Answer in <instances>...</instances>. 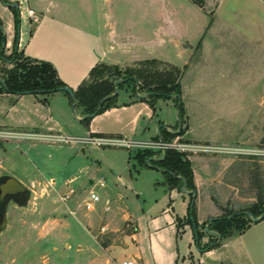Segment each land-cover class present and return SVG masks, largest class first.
I'll return each instance as SVG.
<instances>
[{
  "label": "rangeland",
  "instance_id": "374dc122",
  "mask_svg": "<svg viewBox=\"0 0 264 264\" xmlns=\"http://www.w3.org/2000/svg\"><path fill=\"white\" fill-rule=\"evenodd\" d=\"M85 1L70 0V3L82 10ZM11 2L5 0V3ZM91 2L96 5L94 12L102 14L105 5L100 0ZM121 8L122 22L126 21L128 31L138 32L145 47L144 56L154 55L164 61L135 68L147 67L151 72L179 69L176 75L181 96L174 98H181L184 114L181 121L174 99H159L153 109L140 99L147 98L144 92L136 94L134 85L123 86L117 100L120 103L138 101L134 110L142 112L134 138L154 142L158 140L151 137H156L158 131L166 134L179 128L180 133L183 127L187 132L185 125L189 118L188 134L164 136L163 140L248 148L256 152L253 156L257 159L245 158L252 155L182 153L191 161L199 182L196 186L200 193L196 199L197 235L188 212L177 219V228L164 219L159 223L151 220L167 208L170 200L176 214L180 215L183 209L180 199L170 196L165 188L168 182L162 170L136 159L137 154H147V161L160 159L164 157L161 149L86 146L85 156L80 144L1 143L0 160L4 161V169L23 185L26 180H43V177L60 184L74 174L77 180L71 189L76 194H70L67 188L61 189L62 195L72 196V201H82L93 191L100 197L93 210L83 205L80 212V217H92L91 226L97 240H123L124 235L132 233L133 223L126 224L120 233L100 229L109 225L108 229L114 231L123 225L124 216L138 220V232L134 237H125L110 252L93 254L92 249L97 246L82 221L78 223L68 216L67 224L62 227L56 224L55 214L48 213L41 222L42 215L38 213L41 192L37 189L38 199L31 211L25 214L11 209V227L0 234V264H123L126 260L138 264H264V220L259 223L252 220L240 226V230L251 226L244 234L228 229L219 239L220 234L216 232L221 225L216 220L226 210H244L257 202L259 183L255 171H264V155H259L264 150V0H204L202 7L191 0H123ZM24 13L26 17L20 25L23 46H27L35 24L31 28ZM16 14L17 9L5 8L0 0V21L3 32L8 29L9 40L15 31L12 26L16 28ZM11 54L5 51L7 58ZM14 68L11 62L0 60V78H8ZM113 72L107 71L102 77L111 78ZM0 94H3L1 88ZM32 98L26 97L25 106H30ZM3 99L0 97V122H7L5 114L11 99ZM144 103L151 108V115L155 113L153 118L148 117L150 112ZM27 107L17 116L33 115ZM69 110L72 118L61 134L89 136L86 124L78 121L87 115L80 108ZM96 160L102 162L101 167H97ZM101 179L106 183L105 188L96 185ZM107 199L111 201L108 206ZM47 200L53 210H64L59 195L51 193ZM216 238L219 244L209 250L207 246ZM65 241L71 245L70 249L64 247Z\"/></svg>",
  "mask_w": 264,
  "mask_h": 264
},
{
  "label": "crops",
  "instance_id": "0c3cea01",
  "mask_svg": "<svg viewBox=\"0 0 264 264\" xmlns=\"http://www.w3.org/2000/svg\"><path fill=\"white\" fill-rule=\"evenodd\" d=\"M100 1L105 5V9L102 14H96L94 12V6L96 5H92L91 0L85 1V5L82 10L72 5L70 0H27L29 7L36 12L37 22L33 19L26 20V23L30 21L31 28H33V25L35 24V28L32 31V35L27 46H23L24 41L22 38L23 33L21 27L18 47L19 53L32 60L49 62L56 69L59 78L73 91H78L81 87L91 84L94 81L91 72L101 66L119 68L120 71L124 72L127 69H133L144 62H164L154 57V55L147 57L144 56L145 47H143V44L141 43L142 40L140 39L138 32L128 31L126 28V21L122 22V15H120V13L122 11L121 5L123 0ZM4 7L7 8L5 5ZM97 20H99V23L101 24L98 25ZM11 29H15L14 34L12 35V40H9L8 29H5V34L7 36V50L12 52L16 37V28L12 26ZM146 49L150 50L148 47ZM28 96H32L33 100L30 101V106L27 107L25 106V101H27L26 97ZM0 97L4 99L10 97L11 99V105L8 107L7 115L5 114V118L9 119V121L5 122L2 120L0 122V127L2 128L35 132L63 133L65 132V127L70 123L69 119L72 118V114L69 110L73 107L71 98L64 92H56L51 95H13L3 93L0 94ZM148 104H146V108L150 112L148 117L153 118L155 113L152 112L153 114L151 115L152 110ZM136 105H138V101L120 103L117 100L114 107L91 118L92 121L86 125L88 127L87 134L127 138L131 141L151 142L152 140L144 141L141 138H134L136 132H138V124L142 119L141 110H134L138 107ZM25 107L29 108L30 114L32 113L33 115H27L24 117L21 115L17 116V114L24 113ZM129 110H134V112H129ZM79 118H81V116H79ZM78 121L84 123L83 120L78 119ZM101 123H106V125L103 126ZM186 127H188L187 132L183 127L181 128V131H185L180 133L177 132L179 128L176 129L175 132H166V134L158 131L156 137H151V139L158 140L160 138L158 136H161V138L164 139V136H167V134L177 135V137L182 134H188L191 131L189 118L188 123L185 125V128ZM78 136L81 137L76 138L86 137L82 135ZM187 139L190 141L200 142L189 138ZM9 142H15V140H0V144ZM20 142L21 141L17 143ZM73 144L75 145L79 143ZM82 147L83 148H80V150L86 156L88 154V147L83 145ZM246 149L249 150L248 148ZM3 162V159L0 160V180H4L7 177H14L9 173V171L4 169L5 167L3 166ZM95 162L97 163L96 165L98 168L101 167V161L96 160ZM193 169L195 184L197 186L199 183L197 173L194 167ZM110 170L113 171L112 168H110ZM43 180L32 179L25 181L24 186L27 188V195L25 197L28 199L27 205H24L25 203L21 200L19 203H15L13 200L7 203L4 212L6 220L5 231L9 230L11 227V209H17L25 214L31 211L36 204L35 201L38 199L36 190L40 189L41 201L38 207V213L39 215H42L40 216L41 222L46 220V217L49 216L48 213H54L56 217V224L62 227L64 224H67L66 220H68V216H72V218L78 223H81L82 221L83 226L86 227L88 234L94 238L93 241L97 246L93 247V254L98 253V251H103L104 253L110 252L116 245L122 244L125 237H134L138 232V220L131 216H124L122 222L123 225L115 228L114 231H110L108 229L109 225L102 226L100 229L104 228V232L108 233H120L126 224L133 223L135 229L132 233L124 235L123 240H109L111 242H101L100 240H97L93 235L91 226L92 217H80L81 208L86 204L90 196L82 201H77V199L72 201V196L62 195L61 189L67 188L70 189V194H76L75 190L71 189L73 188L74 182L77 180L76 176L71 174L60 184H58L54 179H47L46 177H43ZM100 181L104 180L101 179ZM91 184L94 185V182L91 181ZM105 187L106 183L104 187L100 188ZM165 188L170 193V196L180 199L181 204L183 205L182 213L180 215L176 214L175 207L172 206V200H170L171 203L167 205V208L162 209V211L155 215V217H151V220L154 222L158 221L159 223V221L164 219L167 220L166 223L177 228V219L183 218L188 212L191 196L184 193L182 189L170 188L167 183H165ZM51 193H55L60 196V200L64 204V210H53L50 207L47 199H49ZM65 196H68V199L62 200ZM199 196L200 193L197 190V198ZM110 203L111 201L107 199L106 205L108 206ZM158 227L159 226H157V228ZM63 245L66 249H70L71 247L67 241L63 242ZM54 249L56 250L55 247Z\"/></svg>",
  "mask_w": 264,
  "mask_h": 264
},
{
  "label": "trees",
  "instance_id": "16d2710c",
  "mask_svg": "<svg viewBox=\"0 0 264 264\" xmlns=\"http://www.w3.org/2000/svg\"><path fill=\"white\" fill-rule=\"evenodd\" d=\"M193 4L202 7L204 0H191ZM20 25L18 14H16V37L13 45V52L7 58L5 56V44L6 34L3 32V24L0 21V60L11 62L15 65V68L10 72L8 78H0L3 82H0L1 93L13 94V95H26V94H43L51 95L56 92H64L71 98L73 109L80 108L83 110L84 115H100L108 109L114 107L117 102V96L109 98L106 102L101 105L103 99L111 96L115 92L116 81L126 80L117 85L119 90L123 86H132L136 94L144 92L147 98L140 97L141 100L147 101L149 105L154 109L155 104L159 99L170 100L174 99L178 107L179 118L183 121V109L181 96V89L178 82V76L176 73L179 69L174 68L169 72H151L146 68H133L127 69L126 71H120L119 68L101 66L94 69L91 72L94 81L91 84L81 87L78 91L74 92V97L65 91H61V88L68 87L58 76L56 69L49 62L32 60L24 57L18 51V27ZM201 44H199V48ZM157 61L144 62L141 65L152 66L157 64ZM113 70L114 72L110 75L111 78L102 77L107 71ZM183 115V116H182ZM91 118L84 119L83 122L88 125ZM182 132V131H181ZM168 137H175L177 135L167 134ZM264 144V140H263ZM147 154H137L136 159L141 163H146L148 166H155L157 169L162 170L167 180V184L170 188L182 189L183 186L187 185L188 191H196L197 187L195 184L194 169L191 161L185 157L184 154L176 151H168L164 157L153 160L148 159ZM248 160H255L257 157L250 156L245 157ZM258 177V190L256 192L257 202L251 207L244 210L234 211L226 210L216 222L221 224L218 232L219 239L221 233L225 231L235 230L239 231L240 226L252 222L250 215L258 218L264 213V171H255ZM197 199V198H196ZM193 197L188 207V216L190 224L195 229L196 234L198 233V219L196 203L192 205ZM213 224V223H212ZM236 224V225H234ZM240 230L241 234H244L248 229ZM229 230V231H230ZM130 234V233H129ZM219 244L218 238L216 241L209 244L207 247L210 250Z\"/></svg>",
  "mask_w": 264,
  "mask_h": 264
},
{
  "label": "built area",
  "instance_id": "2783aa9c",
  "mask_svg": "<svg viewBox=\"0 0 264 264\" xmlns=\"http://www.w3.org/2000/svg\"><path fill=\"white\" fill-rule=\"evenodd\" d=\"M11 4H17L20 12V17L23 19L24 11L26 12L28 19H33L37 22L36 12L28 6L27 0H12ZM25 5L23 9L21 7ZM25 14V13H24ZM0 140H15V141H30V142H40L49 145L64 144L69 145L73 143H79L83 146H95L99 148H157L163 151L166 155L167 150L176 151L179 153L193 152V153H206V154H232L236 156L244 155H256L252 150L238 149V148H225L215 145H205V144H194V143H172L166 142L162 138L158 141L151 142H140L131 141L125 138L113 137V136H98L89 135L83 138H76L71 136H66L61 133L56 132H35V131H23V130H12L0 127ZM259 155H264V150L259 152ZM96 185L100 187L105 186L104 181H99ZM68 199V196L62 198V200ZM100 201V197L94 192L90 193L89 200L86 202L85 207L88 210L94 208V204ZM104 231V228H102ZM123 264H138L133 261H126Z\"/></svg>",
  "mask_w": 264,
  "mask_h": 264
},
{
  "label": "water",
  "instance_id": "95a60500",
  "mask_svg": "<svg viewBox=\"0 0 264 264\" xmlns=\"http://www.w3.org/2000/svg\"><path fill=\"white\" fill-rule=\"evenodd\" d=\"M1 1L6 7L15 8L18 10V17H19V21L21 23V17H20L18 5L5 3V0H1ZM20 30H21V25H19V27H18V43H17L18 47H19V40H20ZM4 32H5V30H4ZM124 81H126V80H117L116 81V83H115L116 88H115L114 94L103 99L101 102V105L104 102H106L109 98L115 97L119 94V88L117 87V85L124 82ZM0 82H3V81L0 79ZM61 91H65V92L69 93L72 97H74V92L69 87L61 88ZM94 116H96V115H87L84 117V119L93 118ZM0 183H1L0 184V234H1L6 229V220H5L4 212H5V208L7 206V203L11 200L15 201V203H19V201L21 200L22 202L25 203L24 205H27L28 199L25 197L27 195V188L21 182H19L16 178L7 177L4 180H0ZM182 191L193 197L192 205H194L196 198H197V192L196 191H188L186 184L183 186ZM248 215L250 216V218L255 223H259V222L264 220V213L258 218L254 217L250 214H248Z\"/></svg>",
  "mask_w": 264,
  "mask_h": 264
},
{
  "label": "flooded vegetation",
  "instance_id": "af4514ba",
  "mask_svg": "<svg viewBox=\"0 0 264 264\" xmlns=\"http://www.w3.org/2000/svg\"><path fill=\"white\" fill-rule=\"evenodd\" d=\"M6 39H7V36H6ZM14 45V44H13ZM7 50V41H6V44H5V51ZM13 52V51H12Z\"/></svg>",
  "mask_w": 264,
  "mask_h": 264
}]
</instances>
